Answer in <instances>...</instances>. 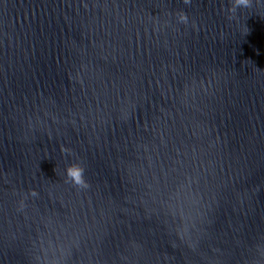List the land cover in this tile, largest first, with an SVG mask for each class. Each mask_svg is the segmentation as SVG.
I'll use <instances>...</instances> for the list:
<instances>
[{"label": "water", "instance_id": "95a60500", "mask_svg": "<svg viewBox=\"0 0 264 264\" xmlns=\"http://www.w3.org/2000/svg\"><path fill=\"white\" fill-rule=\"evenodd\" d=\"M231 3L0 0V264H264V0Z\"/></svg>", "mask_w": 264, "mask_h": 264}, {"label": "clouds", "instance_id": "9594fccd", "mask_svg": "<svg viewBox=\"0 0 264 264\" xmlns=\"http://www.w3.org/2000/svg\"><path fill=\"white\" fill-rule=\"evenodd\" d=\"M190 0H185V3H189ZM252 0H232L231 7L227 8L226 17L227 19H236L237 18V10L238 9H246L250 7ZM177 19L179 23H188V17L183 12L180 11L177 14ZM65 174L66 176L74 181L77 185L86 186L85 182L82 179V169L77 164H69L65 167ZM36 195L35 192L32 193Z\"/></svg>", "mask_w": 264, "mask_h": 264}]
</instances>
